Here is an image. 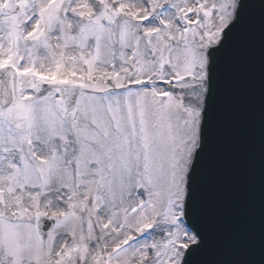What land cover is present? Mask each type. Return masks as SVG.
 Returning <instances> with one entry per match:
<instances>
[{"label": "snow or ice", "instance_id": "6c2138e0", "mask_svg": "<svg viewBox=\"0 0 264 264\" xmlns=\"http://www.w3.org/2000/svg\"><path fill=\"white\" fill-rule=\"evenodd\" d=\"M256 38L264 213V0H0V264H205L221 101Z\"/></svg>", "mask_w": 264, "mask_h": 264}, {"label": "water", "instance_id": "95a60500", "mask_svg": "<svg viewBox=\"0 0 264 264\" xmlns=\"http://www.w3.org/2000/svg\"><path fill=\"white\" fill-rule=\"evenodd\" d=\"M262 70L259 39L248 42L230 72L221 101L213 174L204 193L205 264H264L261 242Z\"/></svg>", "mask_w": 264, "mask_h": 264}]
</instances>
